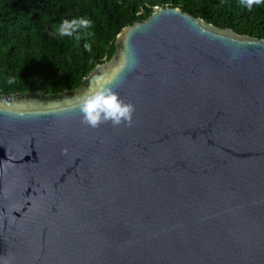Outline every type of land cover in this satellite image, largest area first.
I'll return each instance as SVG.
<instances>
[{
    "label": "water",
    "instance_id": "95a60500",
    "mask_svg": "<svg viewBox=\"0 0 264 264\" xmlns=\"http://www.w3.org/2000/svg\"><path fill=\"white\" fill-rule=\"evenodd\" d=\"M96 82L131 127L67 106ZM0 264H264V39L155 8L72 94H0Z\"/></svg>",
    "mask_w": 264,
    "mask_h": 264
},
{
    "label": "trees",
    "instance_id": "16d2710c",
    "mask_svg": "<svg viewBox=\"0 0 264 264\" xmlns=\"http://www.w3.org/2000/svg\"><path fill=\"white\" fill-rule=\"evenodd\" d=\"M165 6L215 28L264 39V3L248 10L240 0H0V94H72L96 65L110 59L122 28ZM79 17L89 18L92 27L73 37L54 32L62 20Z\"/></svg>",
    "mask_w": 264,
    "mask_h": 264
},
{
    "label": "clouds",
    "instance_id": "9594fccd",
    "mask_svg": "<svg viewBox=\"0 0 264 264\" xmlns=\"http://www.w3.org/2000/svg\"><path fill=\"white\" fill-rule=\"evenodd\" d=\"M262 3H264V0H240V4L246 6L248 10H251L253 5ZM91 27L92 21L86 17L71 20L64 19L58 26H54V32L60 37H73L79 30H87ZM86 34L91 35L90 32ZM75 39L79 41L81 37L75 35ZM85 48L91 51L89 44H85ZM13 82L11 79L8 80V83ZM67 106L78 109L81 114V123L92 129H97L101 124L109 122L113 127L121 125L131 127L133 113L135 112V106L132 103L121 99L111 86L101 82L90 83L88 89L82 94L68 100Z\"/></svg>",
    "mask_w": 264,
    "mask_h": 264
}]
</instances>
